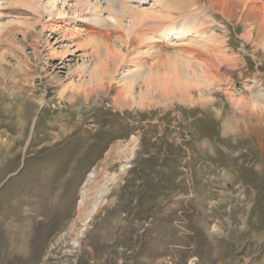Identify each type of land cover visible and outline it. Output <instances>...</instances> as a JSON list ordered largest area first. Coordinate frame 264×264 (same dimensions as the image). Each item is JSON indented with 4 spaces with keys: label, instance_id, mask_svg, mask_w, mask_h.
I'll return each mask as SVG.
<instances>
[{
    "label": "rangeland",
    "instance_id": "374dc122",
    "mask_svg": "<svg viewBox=\"0 0 264 264\" xmlns=\"http://www.w3.org/2000/svg\"><path fill=\"white\" fill-rule=\"evenodd\" d=\"M16 17L0 18L18 29L17 47H0V264H264V112L242 114L215 90L122 113L115 92L95 105L71 99L81 58L61 60L62 48L73 40L80 55L88 40L39 24L27 36L35 50ZM233 31L246 63L220 88L249 110L264 92V63ZM133 135L130 161L105 159ZM101 167L121 175L76 247L70 225L81 226V192Z\"/></svg>",
    "mask_w": 264,
    "mask_h": 264
},
{
    "label": "bare ground",
    "instance_id": "6f19581e",
    "mask_svg": "<svg viewBox=\"0 0 264 264\" xmlns=\"http://www.w3.org/2000/svg\"><path fill=\"white\" fill-rule=\"evenodd\" d=\"M8 9L17 14L12 23L27 26V32L22 30L23 38L34 49L36 41L27 36L29 31L35 33L39 24L52 31L62 25L69 26L64 30L65 36L83 33L88 40L80 55L71 48L73 40L62 48L61 60L71 56L81 58L77 67L79 80L71 85V99L83 103L92 100L95 105L115 92V106L122 113L135 106L152 111L156 98L167 100L180 96L186 102L193 99L194 89L201 98L206 91L215 90L228 97L242 114L264 112L262 90L248 103L251 109L247 110L239 101L233 102L231 89L220 88L226 75H233L246 63L234 46H230L231 38H227L237 27L244 42L242 50L253 47V57L264 63V0H0V18L6 16ZM216 13L226 20L224 31L216 28L220 24ZM23 15L32 16V21L20 20ZM17 33V27L10 28L0 22V47L10 42L14 48ZM3 61L0 56V67ZM18 62L26 68L29 66L22 56ZM137 142V136L133 135L126 145L112 147L105 159L116 152L127 163L135 153ZM126 163L120 166L121 173L126 172ZM103 169L88 176L81 192L77 215L81 226L77 228L75 221L70 225L76 247H80V237L119 181L120 172L110 174Z\"/></svg>",
    "mask_w": 264,
    "mask_h": 264
}]
</instances>
